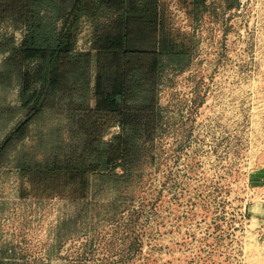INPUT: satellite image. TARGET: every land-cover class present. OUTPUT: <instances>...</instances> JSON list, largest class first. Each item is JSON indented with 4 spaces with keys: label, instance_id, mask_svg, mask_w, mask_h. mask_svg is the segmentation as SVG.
Here are the masks:
<instances>
[{
    "label": "rangeland",
    "instance_id": "1",
    "mask_svg": "<svg viewBox=\"0 0 264 264\" xmlns=\"http://www.w3.org/2000/svg\"><path fill=\"white\" fill-rule=\"evenodd\" d=\"M160 19L166 66L126 173L91 176L83 198L31 191L19 160L80 140L55 112L0 155V264H264V0H160ZM89 33L82 21L77 50ZM2 81L0 109L17 105L16 71ZM15 124L0 116V147Z\"/></svg>",
    "mask_w": 264,
    "mask_h": 264
},
{
    "label": "trees",
    "instance_id": "2",
    "mask_svg": "<svg viewBox=\"0 0 264 264\" xmlns=\"http://www.w3.org/2000/svg\"><path fill=\"white\" fill-rule=\"evenodd\" d=\"M16 24L19 42L0 37L9 69L18 78V104L0 109L16 119L0 155L44 112L64 115L80 140L63 158L19 160L16 169L31 191L83 198L91 176L126 173L148 133L165 69L160 49V0H0V24ZM90 26L88 48L77 50L81 23ZM6 41V43L2 42ZM90 98L93 106L90 105ZM118 127L107 142L105 133Z\"/></svg>",
    "mask_w": 264,
    "mask_h": 264
},
{
    "label": "crops",
    "instance_id": "3",
    "mask_svg": "<svg viewBox=\"0 0 264 264\" xmlns=\"http://www.w3.org/2000/svg\"><path fill=\"white\" fill-rule=\"evenodd\" d=\"M262 175L264 176V171H263Z\"/></svg>",
    "mask_w": 264,
    "mask_h": 264
}]
</instances>
